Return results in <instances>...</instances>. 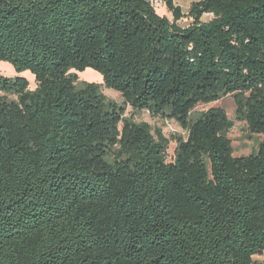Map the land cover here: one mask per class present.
<instances>
[{
	"label": "trees",
	"instance_id": "trees-1",
	"mask_svg": "<svg viewBox=\"0 0 264 264\" xmlns=\"http://www.w3.org/2000/svg\"><path fill=\"white\" fill-rule=\"evenodd\" d=\"M163 4L171 19L151 0H0V61L16 72L0 75V264H259L264 0ZM87 68L188 130L172 160L159 130L77 84ZM228 94L262 136L248 155L223 109L190 119Z\"/></svg>",
	"mask_w": 264,
	"mask_h": 264
},
{
	"label": "rangeland",
	"instance_id": "rangeland-1",
	"mask_svg": "<svg viewBox=\"0 0 264 264\" xmlns=\"http://www.w3.org/2000/svg\"><path fill=\"white\" fill-rule=\"evenodd\" d=\"M197 0H174L175 5L179 6L183 13L188 12L190 4ZM157 12L160 15H165L171 19V14L166 11L165 6L157 8ZM211 15L205 14L202 19L207 21ZM183 25L190 22L189 18H184L182 20ZM3 62V63H2ZM87 72H75L77 74V84L81 85L83 82H95L100 85L102 93L106 96L108 101L113 102L116 105L122 106L123 98L121 95L110 88H106L102 83V77L100 73L93 70L92 68L85 69ZM84 70V71H85ZM83 73V74H82ZM0 75L14 76L16 75L15 70L12 65L1 61L0 63ZM19 75L25 76L29 80V88L33 89L35 87L34 77L29 71H24L19 73ZM81 75V76H80ZM10 98H15L14 96H9ZM211 107H219L223 109L228 117L233 122V126L227 132V137L231 140V145L233 148L234 156L248 155L251 152L256 151L262 136L259 134H254L249 132L245 121L240 120L236 117L235 113V103L232 95H226L221 97L216 101L209 103H199L191 111L190 119L194 120L200 113L206 111ZM125 111L123 116L133 120L134 122H146L151 128V133L155 137V132L159 130L162 135L167 138L170 142L166 150V160L170 161L173 157L174 148L176 146V139L178 137L186 138L188 130L183 128L175 119L163 117L160 115H153L147 110H137L133 109L129 105H124ZM253 260L259 264H264V250L253 256Z\"/></svg>",
	"mask_w": 264,
	"mask_h": 264
},
{
	"label": "built area",
	"instance_id": "built-area-1",
	"mask_svg": "<svg viewBox=\"0 0 264 264\" xmlns=\"http://www.w3.org/2000/svg\"><path fill=\"white\" fill-rule=\"evenodd\" d=\"M151 4L155 7V8H158V7H161L163 6V0H151Z\"/></svg>",
	"mask_w": 264,
	"mask_h": 264
},
{
	"label": "bare ground",
	"instance_id": "bare-ground-1",
	"mask_svg": "<svg viewBox=\"0 0 264 264\" xmlns=\"http://www.w3.org/2000/svg\"><path fill=\"white\" fill-rule=\"evenodd\" d=\"M0 63H1V61H0ZM2 63H3V62H2ZM85 72H87V70L83 71V73H85ZM83 73H82V74H83ZM80 76H81V75H80Z\"/></svg>",
	"mask_w": 264,
	"mask_h": 264
}]
</instances>
